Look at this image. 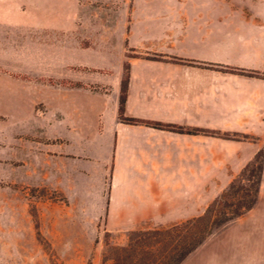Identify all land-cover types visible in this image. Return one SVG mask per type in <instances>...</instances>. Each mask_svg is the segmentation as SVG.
I'll return each mask as SVG.
<instances>
[{
  "label": "crops",
  "instance_id": "1",
  "mask_svg": "<svg viewBox=\"0 0 264 264\" xmlns=\"http://www.w3.org/2000/svg\"><path fill=\"white\" fill-rule=\"evenodd\" d=\"M239 20L231 0H0L8 43L66 34V80L79 82L66 85V141L74 142L66 151L111 153L107 213L120 227H136V217L155 228L199 217L262 149L264 78L214 68L252 64L232 33ZM242 53L250 63L237 60ZM127 59V116L257 140L121 121ZM100 71L116 72L112 93L86 88L107 84ZM183 264H264V173L256 206Z\"/></svg>",
  "mask_w": 264,
  "mask_h": 264
},
{
  "label": "rangeland",
  "instance_id": "2",
  "mask_svg": "<svg viewBox=\"0 0 264 264\" xmlns=\"http://www.w3.org/2000/svg\"><path fill=\"white\" fill-rule=\"evenodd\" d=\"M231 4L240 15L232 33L252 64L214 68L264 78V0ZM31 40L0 37V264H104L108 245H126L130 231L156 222L136 217V227H120L108 215L111 153L66 151L74 144L66 141V85L79 84L66 80V34ZM237 60L251 62L247 53ZM100 72L107 84L86 88L112 93L116 72Z\"/></svg>",
  "mask_w": 264,
  "mask_h": 264
},
{
  "label": "trees",
  "instance_id": "3",
  "mask_svg": "<svg viewBox=\"0 0 264 264\" xmlns=\"http://www.w3.org/2000/svg\"><path fill=\"white\" fill-rule=\"evenodd\" d=\"M131 55H128L130 57ZM157 58V57H150ZM126 75L122 80L119 119L130 124H145L157 129L178 133L204 134L225 139L248 141L254 136L243 133L223 132L173 123H163L129 117L125 114V103L129 84L130 64L124 66ZM232 72L256 76L254 72L240 68ZM264 173V149L254 158L215 200L204 214L175 224L168 228L133 230L126 245H108L104 264H183V262L223 225L237 219L253 209L257 202Z\"/></svg>",
  "mask_w": 264,
  "mask_h": 264
}]
</instances>
